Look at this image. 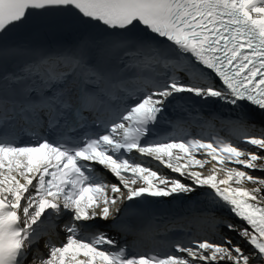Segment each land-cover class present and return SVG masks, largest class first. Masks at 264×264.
I'll list each match as a JSON object with an SVG mask.
<instances>
[{
    "label": "snow or ice",
    "instance_id": "snow-or-ice-1",
    "mask_svg": "<svg viewBox=\"0 0 264 264\" xmlns=\"http://www.w3.org/2000/svg\"><path fill=\"white\" fill-rule=\"evenodd\" d=\"M0 264H264V0H0Z\"/></svg>",
    "mask_w": 264,
    "mask_h": 264
}]
</instances>
